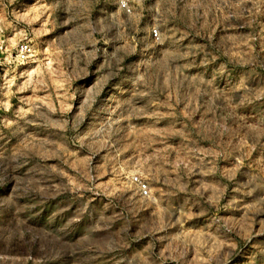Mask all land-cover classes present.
<instances>
[{
	"label": "clouds",
	"instance_id": "1",
	"mask_svg": "<svg viewBox=\"0 0 264 264\" xmlns=\"http://www.w3.org/2000/svg\"><path fill=\"white\" fill-rule=\"evenodd\" d=\"M0 264H264V0H0Z\"/></svg>",
	"mask_w": 264,
	"mask_h": 264
}]
</instances>
